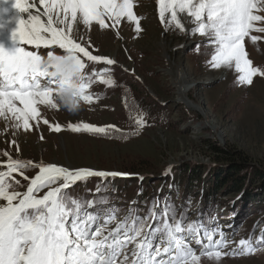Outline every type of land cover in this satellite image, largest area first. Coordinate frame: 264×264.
Segmentation results:
<instances>
[{"label":"snow or ice","instance_id":"1","mask_svg":"<svg viewBox=\"0 0 264 264\" xmlns=\"http://www.w3.org/2000/svg\"><path fill=\"white\" fill-rule=\"evenodd\" d=\"M157 5L167 29L208 40L214 48L209 61L212 67H234L239 73L237 82L246 85L264 75L245 49L246 37L264 33V0H157ZM134 6V0H0V34L8 33V43L0 42V118L12 121L17 130L29 131L30 122L49 124L39 106L57 109L62 103L75 110L81 101L93 102L94 94L88 89L97 79L115 86L110 69L86 71V61L106 65L115 61L89 50L91 43L81 26L104 30L110 27L106 20L115 28L126 19L134 22L137 32L142 31L144 17L135 14ZM10 11L14 14L5 16ZM258 39L251 35L253 43ZM54 47L65 54L54 55L49 50ZM41 49L49 50L46 58L38 54ZM135 124L137 131L130 135H138L146 126L143 114ZM50 127L63 130L58 123ZM68 128L93 134L119 131L115 126L106 129L85 122ZM0 156L7 158L0 165V264H200L202 257L219 260L227 246L222 233L214 238L215 229L186 223L167 206L163 212L153 209L146 216L129 212L121 219L119 213L109 212L101 217L88 211L96 206L95 201H82L67 191L89 177L122 173L34 164L13 159L8 152ZM34 168L38 173L28 177L26 172ZM13 174L29 181L25 191L16 190L22 185ZM157 216L158 224L152 223ZM113 223L115 227H110ZM262 242L264 237L257 243ZM239 243V251L223 254L256 251L251 241Z\"/></svg>","mask_w":264,"mask_h":264},{"label":"rangeland","instance_id":"2","mask_svg":"<svg viewBox=\"0 0 264 264\" xmlns=\"http://www.w3.org/2000/svg\"><path fill=\"white\" fill-rule=\"evenodd\" d=\"M134 4L135 14L144 17L141 21L142 31L137 32L134 22H128L126 19H122L115 28L111 27V21L106 20L110 27L104 30L96 25L90 30L81 26V33L85 35L86 40H90L89 50L94 55L115 61L113 65H106L103 62H87L84 58L88 65L86 71L89 72L95 65L99 66L94 70L97 72L110 69L116 85L123 79H136L145 90V95L164 107L158 114L159 121L152 123L143 118L146 126L139 129L138 135L126 140L71 131L68 125L80 122L106 129L108 126H115L119 132L128 131V126L119 120L120 110L125 104L124 96L116 93L113 88L105 89L107 85L97 79L88 89L90 94H94L91 104L81 101L75 110L68 109L62 103L57 109L39 106L42 116L49 121L48 125L42 121L38 126L35 122H30L33 125L32 130H17L11 126L12 121L6 123L0 118V152H8L13 159L32 161L34 164H55L71 170L91 169L106 173H126L132 163L138 164L140 159L150 160L156 170L165 172L153 176L155 173L144 174L147 170H135L150 182H160L159 179L165 178L171 169H179L182 163L214 166L217 160L213 159L211 154L214 153L207 141H215L221 148L234 150L239 156L250 161L263 160L264 75L254 77L251 85L238 83L239 73L234 67L214 68L210 65L214 48L205 37L167 29L158 16L157 0H134ZM8 15H12L11 11ZM251 35L260 39L253 43ZM251 35L245 38L248 58L253 62V66L264 70V33L253 32ZM25 47L27 50H34L31 46ZM49 50H53L54 55L65 54L64 50L56 47ZM49 50L41 49L38 54L46 58ZM174 78L182 83L186 102L190 107L180 102L181 94L175 86ZM95 96L99 99H95ZM195 107L199 111H195ZM57 123L61 125L62 131L51 130L50 126ZM111 130L113 129H108ZM130 131H137V125ZM6 159L0 156L1 162H6ZM226 163L220 159L218 164ZM38 171V168L30 169L26 175L34 177ZM13 175L20 182H24L23 177ZM25 184L16 190L25 191L29 181ZM157 184L153 185L154 194H158ZM70 194L77 197L75 192ZM183 194V191L176 196H170V191L166 193V198H172L170 204L175 211L184 205ZM40 195H43V192ZM216 198V208L218 207L219 212L222 209L225 222L221 224L218 216H212L213 228L219 232L218 235L222 233L228 243L222 249L219 260L202 257L200 264H264V242L257 243L262 236L259 232L255 233L254 222L248 220L252 213L243 217L244 211L241 210L239 217L233 220L234 229L230 228L229 220L236 211L235 198H225L221 195ZM190 199L187 204V216L199 217V195L191 194ZM163 200L164 198L161 202ZM132 202L133 204L117 202L119 206L115 212L119 213L121 219L134 210L136 199ZM138 209L139 212L148 213L139 206ZM153 209L161 212L163 207L157 205L155 200L149 210ZM106 214L98 215L104 217ZM257 217L258 215H255L254 218ZM156 220L159 219L156 217ZM209 222L212 220L208 221V225ZM110 227H115V223ZM218 235L214 238H218ZM241 240L251 241L256 246V251L250 255L223 254L233 250L239 251ZM193 246L199 248V245Z\"/></svg>","mask_w":264,"mask_h":264},{"label":"trees","instance_id":"3","mask_svg":"<svg viewBox=\"0 0 264 264\" xmlns=\"http://www.w3.org/2000/svg\"><path fill=\"white\" fill-rule=\"evenodd\" d=\"M196 48L197 46L194 47V49ZM112 88L116 93L124 96L125 104L120 110L119 120L128 126V131L111 130L108 131V134L96 135L126 140L133 136L130 135L133 133L130 130L136 126L135 119L141 114H143L144 119L152 123L159 121L158 114L164 107L145 95V90L140 87L137 80L123 79L119 85L115 84ZM207 142L214 153L211 154L213 159L217 160L214 166L182 163L179 169L172 171L171 176L167 175L165 178L159 179L160 182L143 180L138 185L137 177L142 175L136 173V169L147 170L144 174L155 173L153 176L161 173L156 170L152 161L140 159L138 164L132 163L125 171V174L131 175V177H110L103 180L89 178L67 191L69 193L75 192L77 198L82 201H95L96 206L94 208L100 211L113 210L117 207V202L126 203L137 196L138 203L135 207V213L139 215H147L155 198L162 199L165 197L168 189H171L170 196H176L183 191L182 198L185 200H183L184 205L181 206L180 210L175 211L170 204L172 198H166L164 209L167 206L172 209L174 215L182 216L187 212V207H189L187 204L191 200V194L196 195L201 192L200 201L206 204L209 209H214L217 195L226 198L233 196V198H238L235 202L237 211L243 210V217L247 213H252L248 220L254 222L255 233L259 232L264 237V159L253 162L247 158H242L234 150L221 148L215 141ZM220 159L227 163L218 164ZM20 183L24 186L27 181L24 180ZM155 184H157L159 194L153 192V185ZM94 191L95 193H93ZM138 206L144 208L148 213L139 212ZM255 215H258L256 219L254 218Z\"/></svg>","mask_w":264,"mask_h":264},{"label":"bare ground","instance_id":"4","mask_svg":"<svg viewBox=\"0 0 264 264\" xmlns=\"http://www.w3.org/2000/svg\"><path fill=\"white\" fill-rule=\"evenodd\" d=\"M6 6L7 7H10V5L9 6L6 5ZM11 14L13 15L14 13L11 12ZM5 16H9L8 13H6ZM11 26L12 25H9L8 27L10 28ZM5 32H6V34H5ZM5 32L2 33V34H0V40H4L6 43H8V41H7V35H8V33H7V31H5ZM173 81H175V86L177 87L179 94H181V96H180L181 97L180 102L183 103V104L185 103L187 106H189L190 104L188 102H186V96H185L186 93H185V90H184L183 86H181L182 83H180V81L177 78H174ZM194 110L195 111H199L196 107L194 108Z\"/></svg>","mask_w":264,"mask_h":264}]
</instances>
